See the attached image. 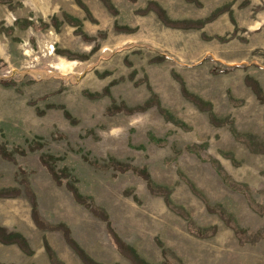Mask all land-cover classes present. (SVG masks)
I'll use <instances>...</instances> for the list:
<instances>
[{"label": "rangeland", "instance_id": "obj_1", "mask_svg": "<svg viewBox=\"0 0 264 264\" xmlns=\"http://www.w3.org/2000/svg\"><path fill=\"white\" fill-rule=\"evenodd\" d=\"M31 6L0 0V144L14 158L0 156V190H23L25 170L47 220L68 222L98 260L119 261L41 163L52 155L145 260L264 264V0ZM120 165L145 170L171 207ZM26 200L0 196V226L34 253L1 242L0 264H49ZM47 236L66 264H81Z\"/></svg>", "mask_w": 264, "mask_h": 264}, {"label": "trees", "instance_id": "obj_2", "mask_svg": "<svg viewBox=\"0 0 264 264\" xmlns=\"http://www.w3.org/2000/svg\"><path fill=\"white\" fill-rule=\"evenodd\" d=\"M158 13L163 14L161 10L158 11ZM164 15V14H163ZM175 24V23H174ZM247 84L252 87V89L259 94L260 87L257 82L253 81L252 79H247ZM96 97V94L93 96ZM68 115V114H67ZM20 153H23L22 150H20ZM0 156L4 159L13 160V152L9 151L4 145L0 144ZM54 156L52 155H42L40 157L41 163L47 168L48 172L50 173L52 179L58 186L64 185L67 190L70 191L73 198L78 202L79 204L85 206L92 214L95 216L101 218L106 222V229L108 232V235L113 241L114 246L118 250V252L129 259L132 264H149L143 259L140 258V256L137 254L135 249L127 244L115 231V229L112 227L110 217L107 214V212L98 206H96L94 203L88 201V199L83 196L78 188L71 183L70 181H64L69 177L68 173L64 170H56L54 164H53ZM133 169L136 173L144 177L148 182V187L152 194L154 195H162L165 198L166 203L168 205L171 204L170 202V191L163 187H157L152 184V180L150 178V175L145 171L138 168H133L131 166H123L120 165L121 170H128ZM20 174L23 175V179L21 182L24 185L23 190H20L18 188H12V189H4L0 190V196L2 197H14L21 195L22 193L25 195V197L28 199L30 205H31V218L34 224L42 229V230H56L61 231L64 235V238L68 245L78 254V256L81 258V260L85 264H99L95 262L92 258H90L86 252L79 247V245L72 239L71 237V231L70 229L65 226L64 224L59 225H50L40 214L39 211V204L37 201V197L33 189L31 188L28 180L26 179V171L21 169ZM171 207V205H170ZM234 231L238 235L239 239L242 241V243H245L247 239L245 240L241 236V230L236 225H232ZM0 242L5 244H11L15 243L17 244L25 253L31 254L32 249L29 246L28 241L19 233L16 232H9L6 228L3 226H0ZM46 251L48 253V256L50 258L51 264H62L58 258L56 257L53 250L46 244ZM163 264H167L166 262Z\"/></svg>", "mask_w": 264, "mask_h": 264}, {"label": "crops", "instance_id": "obj_3", "mask_svg": "<svg viewBox=\"0 0 264 264\" xmlns=\"http://www.w3.org/2000/svg\"><path fill=\"white\" fill-rule=\"evenodd\" d=\"M46 0H28V2L29 3H31V7L32 8H34V9H39V8H44V7H42L41 6V4H42V2H45ZM41 3V4H40ZM34 191V190H33ZM35 192V191H34ZM36 194V193H35ZM71 196H72V194H71ZM28 200V199H27ZM26 200V201H27ZM72 201H73V203L75 204V206L76 207H78V208H80L85 214H86V216L87 217H89V219H91L93 222H97V223H99L100 225H101V227H102V229H103V231H104V233H105V235L106 236H108L109 237V242H110V244H111V246H112V248H113V250L115 251V253L117 254V256L119 257V261H111V262H104V261H101V260H98L97 258H95L94 256H92L91 254H90V252H88L87 250H86V248L80 243V241L76 238V236H75V233H74V229H73V227L68 223V222H66V221H64V220H59V221H57V222H50L49 220H47L43 215H42V212H40V214H41V216L50 224V225H59V224H64L65 226H67L69 229H70V231H71V237H72V239L79 245V247L81 248V249H83L85 252H86V254L90 257V258H92L95 262H97V263H99V264H121V260H124V261H126V262H128L129 264H132V262L129 260V259H127L126 257H124L123 255H121L119 252H118V250L116 249V247L114 246V244H113V241H112V239L110 238V236L108 235V232H107V229H106V222L104 221V220H102L101 218H99V217H97V216H95L94 214H92L85 206H83V205H81V204H79L78 202H76V200L73 198V196H72ZM27 202H29V201H27ZM29 206H30V218H31V205H30V203H29ZM39 209H40V206H39ZM109 217H110V221H111V224H112V227L115 229V231L117 232V234L124 240V241H126L123 237H122V235L120 234V232L118 231V229L116 228V226L114 225V223H113V219H112V217L109 215ZM88 219V218H87ZM31 221H32V218H31ZM32 223H33V225L35 226V227H37L35 224H34V222L32 221ZM38 229V228H37ZM39 230L42 232V246H43V249H44V252H45V254H46V257H47V259H48V263L49 264H51V261H50V258H49V256H48V253H47V251H46V244L53 250V252L55 253V255H56V257L58 258V260L62 263V264H66L65 262H64V260H62L60 257H59V255H58V253H57V251L55 250V248L53 247V245L51 244V242H50V240L48 239V234H50V233H56V234H59L60 235V237H61V239L63 240V242H64V244L72 251V253L74 254V255H76V257H77V259H79V261L81 262V264H85L82 260H81V258L78 256V254L68 245V243L66 242V240H65V238H64V235H63V233L61 232V231H56V230H42V229H40L39 228ZM22 234V233H21ZM23 235V234H22ZM24 236V235H23ZM127 242V241H126ZM1 243V242H0ZM128 243V242H127ZM129 244V243H128ZM17 245V244H16ZM18 246V245H17ZM29 246H30V248L32 249V254L34 253V249H33V247H32V245L31 244H29ZM130 246H132L131 244H130ZM18 248H19V250L21 251V252H23L24 254H26V255H29V254H27V253H25L19 246H18ZM135 249V248H134ZM135 251L137 252V254L140 256V254L138 253V251L135 249ZM160 254H161V256H162V251L160 252ZM31 255V254H30ZM140 258L141 259H143L144 261H146L147 263H149V264H163V263H165V261H163V262H160V263H152V262H149V261H147V260H145L144 258H142L141 256H140ZM162 259H163V257H162ZM161 259V260H162Z\"/></svg>", "mask_w": 264, "mask_h": 264}]
</instances>
